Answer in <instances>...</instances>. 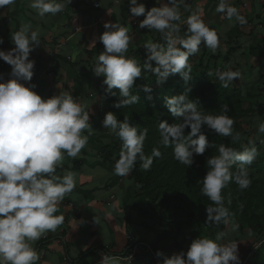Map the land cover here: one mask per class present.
Masks as SVG:
<instances>
[{"label": "clouds", "instance_id": "9594fccd", "mask_svg": "<svg viewBox=\"0 0 264 264\" xmlns=\"http://www.w3.org/2000/svg\"><path fill=\"white\" fill-rule=\"evenodd\" d=\"M71 2L30 0V7L40 17L55 16ZM155 2L160 6L149 10L140 0H129L130 16L144 17L139 27L161 33L164 40V43L147 41L143 44L147 50L143 65L137 58L127 55L133 41L127 25L105 23L106 30L98 38L104 51L95 58L92 69L95 76L104 77L108 93L115 96L113 90H119L120 100L113 105L116 108L139 101L130 90L141 77L142 70L154 73L158 83H164L173 74H179L187 83L192 79L189 59L200 51L201 44L213 52L219 47L217 30L209 26L200 12H192L186 20L182 19L180 5L185 0ZM14 3L15 0H0V9ZM185 8L187 10V5ZM216 12L230 21L235 18L241 25L247 23L229 0H219ZM181 24L186 25L183 35ZM39 37L38 29L24 24L11 34L15 47L7 52L0 50V59L12 66L11 79L0 83V264H40L41 253L34 246L35 242L63 224L64 215L57 214L60 204L76 186V174L64 169L63 162L81 155L93 129L85 103L71 93L61 92L45 99L34 90L36 85L21 83L33 79L35 61L30 60V55L40 46ZM3 42L0 38V44ZM215 75L222 87L227 88L241 74L227 67L217 70ZM144 91L151 92V88L144 86ZM165 106L178 119L171 125L167 121L159 123L160 144L171 146L174 159L187 167L193 165L194 155H203L208 148L216 147L204 133L205 126L219 136H233L235 121L227 114V105L222 106L221 114H205L198 107V101L188 99L187 95H177L166 98ZM103 126L122 142L114 164L115 175H129L138 160L142 162V169L149 171L154 158L161 156L159 147H154L151 155L145 153L147 128L141 131L127 118L121 122L112 112L105 114ZM256 127L258 133L264 134V119H258ZM260 143L264 144V139ZM259 154L256 142L250 139L242 150L220 144L218 154L207 159V173L201 189L212 202L206 208L207 223L228 222L231 214L224 205L222 192L231 182L240 190L251 186L250 166ZM58 169H63L62 175ZM237 229L238 225H233V231ZM226 235L221 231L215 238L200 236L191 242L186 253L181 251L168 256L158 251L156 255L162 258V264H240L238 242L224 243ZM259 249L251 252L249 262ZM98 264H121V259L104 254Z\"/></svg>", "mask_w": 264, "mask_h": 264}, {"label": "crops", "instance_id": "0c3cea01", "mask_svg": "<svg viewBox=\"0 0 264 264\" xmlns=\"http://www.w3.org/2000/svg\"><path fill=\"white\" fill-rule=\"evenodd\" d=\"M234 1L236 4V0ZM248 1L254 5L255 14L258 11V14L263 13L264 0ZM140 2L149 10L160 6L155 0ZM192 2L185 0L180 5L183 20L190 15L189 11L192 12L189 8H195V3ZM95 3H99L100 8L95 9ZM161 3H168V0H161ZM185 5L188 10L186 13ZM210 12L204 11L203 16L214 22L215 16H209ZM258 14L256 15L259 16ZM130 15L129 0H72L61 13L44 17H40L30 7V0H15L13 5L0 9V38L4 41L0 44V50L7 52L15 47L11 34L17 32L21 25L31 24L33 30L38 29L40 33L41 44L30 55V60L35 61L33 79L31 82L21 83L25 86L36 85L34 90L45 99L61 92H69L66 87L73 82L80 83L85 93L78 100L85 103L93 127L89 143L81 155L66 158L63 162L64 169L76 174V186L60 204L57 214L64 215L63 224L55 232H49L35 242L34 246L41 253L40 264H64L65 257L79 264H96L102 253L121 255L127 249L129 235L148 244L155 255L161 251L168 256L181 251L186 253L191 242L196 239L186 232L184 236L176 238L177 233H173L168 224L170 215L153 208L148 200L139 196L128 176L115 175L114 166L105 164L101 158V150L113 143L112 132L103 126L107 101L98 93L104 77L95 76L92 69L95 58L104 51V45L98 39L106 30L104 24L121 23L130 28L133 41L129 46L128 56L145 49L143 44L147 41H163L161 33L139 27L144 17L132 18ZM220 22L222 24V20ZM223 32L224 35L227 33ZM250 32L252 31H249L248 36L240 34L234 38L242 47L238 53L243 54L248 68L253 65L248 58L255 46L261 48V57L255 61H262L261 64H264V46L252 40L255 35H250ZM241 35L242 39L239 37ZM251 41L253 42L250 43ZM259 65L255 69L264 73V68ZM11 71L12 66L0 59V83L11 79ZM260 118L264 119V112L260 113ZM259 135L264 139V134ZM57 171L63 174V169ZM231 240L236 241L226 238L223 242ZM240 241H243L238 243L241 261L244 254L253 247L255 238L246 234L236 242ZM259 244L263 247L264 241ZM251 261L257 260L255 258ZM121 264H162V258L154 259L144 250L139 253L138 259Z\"/></svg>", "mask_w": 264, "mask_h": 264}, {"label": "trees", "instance_id": "16d2710c", "mask_svg": "<svg viewBox=\"0 0 264 264\" xmlns=\"http://www.w3.org/2000/svg\"><path fill=\"white\" fill-rule=\"evenodd\" d=\"M239 3L241 0H236V4ZM262 10L264 12L263 8ZM239 14L245 17L243 13ZM245 19L247 21L248 18L245 17ZM237 24L239 27L243 26L238 21ZM239 37L242 39V35ZM153 42L164 43L159 39ZM235 48H232L228 53L211 55L209 59H206L208 55L199 59L193 58L192 79L187 83L179 74L170 75L164 83H158V78L154 73L142 70L141 77L137 78L134 87L130 90L132 95L139 97V101L126 107L116 108L113 106L120 100L118 89L113 90L116 92L114 96L106 91L107 85L103 84L98 88L100 97L105 98L108 103L106 108L108 112L115 113L121 122L127 118L132 126H138L141 131L144 128L148 129L144 145L147 155H151V150L154 147H159L161 156L154 158L149 171H144L141 167L142 162L138 160L127 176L141 198L148 200L153 208L160 209L170 215L168 224L173 233H177L176 238L184 236L187 232L186 229L192 237L203 234L200 236L215 238L216 234L221 231L228 235L233 229L231 227L233 224L238 225V229L233 231L237 234L232 238L236 241L248 233L251 235L263 234L264 236V144L260 143L262 136L259 135L256 127L258 119H261L260 113L264 112V73L258 76L256 83H250L247 79V75L251 73L249 69L253 70L259 64V66L262 65V61L261 63L255 61L261 57V48L255 46L251 49L248 60L251 61L253 67L250 68L231 61L237 51ZM146 51V49L135 51L133 55L131 53L129 56L137 58L143 65L146 61ZM211 62L220 63V65L216 66ZM153 66L155 67V62H153ZM227 67L240 72L241 75L227 88H224L216 75L211 76L209 73L213 71L216 73L217 70H225ZM262 67L264 68V64ZM144 86L151 88V92L144 91ZM82 88L80 83L73 82L66 87V90L78 99L84 96L85 91H82ZM177 95H187L188 99L198 101V107L205 111V114H221L222 106L227 105L229 108L227 114L235 121L232 137L219 136L205 126L204 133L208 136L209 142L216 147L208 148L203 155H194V163L190 167L174 159L171 146L164 147L160 144L159 123L167 121L171 125L178 119L166 108L165 99ZM185 132L189 133L190 128ZM111 135L113 143L101 150V158L105 164L110 163L114 166L119 158L122 142L115 134ZM250 139L256 142L260 153L250 166L251 186L248 189L240 190L235 182H231L222 192L224 205L231 214L228 222L207 223L206 208L212 202L201 191L202 180L207 173V159L218 154L220 144L242 150V146L247 145ZM259 238L254 241L250 251L262 246V244H257L261 242ZM250 251L245 253L242 258H245ZM255 254L254 259L256 258L259 264H264V246L261 251L257 250Z\"/></svg>", "mask_w": 264, "mask_h": 264}, {"label": "rangeland", "instance_id": "374dc122", "mask_svg": "<svg viewBox=\"0 0 264 264\" xmlns=\"http://www.w3.org/2000/svg\"><path fill=\"white\" fill-rule=\"evenodd\" d=\"M229 2L231 3L232 6L236 7L239 10V13H243L245 15L246 18H248L251 23L248 22L244 24L243 26L239 27L237 24V21L235 20V18H233V20H228L227 17L224 14L221 13H217L216 12V6H217V0H195L192 3H195L194 7L195 8H189L191 9V11L193 12H200L202 15V18L209 24L210 27L215 28L219 34L220 37V44L219 47L215 50V52H213L211 49H208L207 47H205L203 44H201L200 46V51L194 55V57H190L189 59V63L192 64L193 63V58L199 59L200 57L204 56L206 57L208 55V57L206 59H209V57H211V55L217 56L220 53H228V51H230L232 48H237L236 53H234V55L231 58V61H236L237 63H239L240 65H242L243 67L245 66V60L243 59V54H240L238 52H240V50H242V47L239 46L238 42L236 39H234L236 36L240 35V34H246L248 36L249 31L250 35H255L254 39L252 38V40H255L257 42V44H259L260 46H264V12L261 14H258L259 11L256 13L259 16H257L255 14V12L253 11V4H250V1L245 0V5H241V3L239 4H235L234 0H229ZM258 7V5H257ZM207 11V13L210 14L209 16H215V18L213 19L214 22L212 21H208L204 16H203V12ZM185 13L188 12V10L184 11ZM192 12L189 11V13L191 14ZM188 15V14H187ZM188 17V16H185ZM222 20V24L221 21ZM179 23V22H178ZM224 25V26H223ZM1 26V24H0ZM186 25L181 24V28H185ZM229 29L231 31V33L229 34ZM142 30V29H141ZM185 29H181V35H183ZM227 32L224 35V32ZM256 34H254L255 32ZM254 32V33H253ZM164 41V40H163ZM253 41H251L250 43H252ZM235 48V49H236ZM232 62L230 63L232 65ZM261 63V61H260ZM211 64H215L213 62H211ZM216 66H219L220 63L215 64ZM250 67V64H247ZM253 67V65H251ZM251 71V73H249L247 75V79L250 83H256V79L258 78V76L262 73V70H258V69H249ZM215 73L214 71L211 72V76H213ZM99 88V87H98ZM105 106H108V103L105 104ZM105 113H108V111ZM233 225H237V224H233ZM233 225L231 227H233ZM207 229V226H206ZM186 233H188L189 236L192 237V235H190V233L188 232V230L186 229ZM206 232H208V230H206ZM237 233L230 231V233L226 236L227 239H232ZM203 236V234H199V236ZM248 235H251L248 233ZM255 240L258 239L259 237V241H264V236L263 234H255L253 235ZM198 238V236L196 237ZM225 238V239H226ZM261 239V240H260ZM232 241V240H231ZM257 241V240H256ZM243 241H240L238 243H242ZM260 243V242H259ZM257 243V244H259ZM263 249V247L261 246V248L259 249L260 251ZM259 261V260H258ZM255 263L254 261L251 263V261L248 264H253ZM255 264H259V262L256 261Z\"/></svg>", "mask_w": 264, "mask_h": 264}, {"label": "built area", "instance_id": "2783aa9c", "mask_svg": "<svg viewBox=\"0 0 264 264\" xmlns=\"http://www.w3.org/2000/svg\"><path fill=\"white\" fill-rule=\"evenodd\" d=\"M241 5H245V0L241 1ZM94 8L95 9L100 8L99 3H95ZM127 241H128L127 242V245H128L127 249L121 255H114L116 257H119L121 259V262H125V263L126 262H132V261L138 259L139 253L141 251H144V250L149 252L154 259L157 258L156 255L154 254L153 249L148 244L135 240V238L131 235L128 236ZM104 254H107V253H102L98 262L102 259ZM251 256H252V253L248 254L247 257L242 262H240V264H248L249 260L251 259ZM130 257H131V259H130ZM98 262L96 264H98ZM64 264H79V263L72 262L69 257H65L64 258Z\"/></svg>", "mask_w": 264, "mask_h": 264}, {"label": "bare ground", "instance_id": "6f19581e", "mask_svg": "<svg viewBox=\"0 0 264 264\" xmlns=\"http://www.w3.org/2000/svg\"><path fill=\"white\" fill-rule=\"evenodd\" d=\"M258 248H259V247H258ZM254 250H255V249H254ZM254 250H252V251H254ZM252 251H250V253H251ZM250 253H249V254H250ZM246 257H247V255L245 256V258H246ZM245 258H242L240 262H242Z\"/></svg>", "mask_w": 264, "mask_h": 264}]
</instances>
